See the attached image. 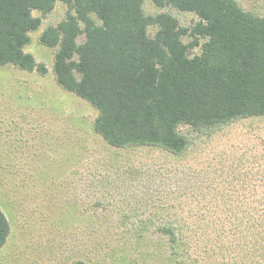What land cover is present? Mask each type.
I'll use <instances>...</instances> for the list:
<instances>
[{
  "label": "rangeland",
  "instance_id": "374dc122",
  "mask_svg": "<svg viewBox=\"0 0 264 264\" xmlns=\"http://www.w3.org/2000/svg\"><path fill=\"white\" fill-rule=\"evenodd\" d=\"M235 2L264 17V0ZM143 9L190 31L199 21L151 0ZM66 11H33L41 23L25 51L45 74L0 67V205L11 223L0 264H264V115L180 123V152L109 145L97 110L57 83L55 50L39 40Z\"/></svg>",
  "mask_w": 264,
  "mask_h": 264
},
{
  "label": "trees",
  "instance_id": "16d2710c",
  "mask_svg": "<svg viewBox=\"0 0 264 264\" xmlns=\"http://www.w3.org/2000/svg\"><path fill=\"white\" fill-rule=\"evenodd\" d=\"M143 2L0 0V67L46 73L25 45L41 23L33 11L46 14L62 3L65 17L39 40L55 50L57 83L97 110L94 129L109 145L180 152L187 145L180 123L202 127L264 115L263 16L235 0H151L194 12L199 21L190 31L169 13L145 14ZM149 26L157 28L153 37ZM188 33L194 39L186 44ZM200 39V53L188 56ZM9 229L0 208V248Z\"/></svg>",
  "mask_w": 264,
  "mask_h": 264
},
{
  "label": "crops",
  "instance_id": "0c3cea01",
  "mask_svg": "<svg viewBox=\"0 0 264 264\" xmlns=\"http://www.w3.org/2000/svg\"><path fill=\"white\" fill-rule=\"evenodd\" d=\"M0 208H1V210L4 212V214H5V216H6V218H7V220H8V223H9V233H8V236H7V238H6V241H5V243H4V245L0 248V254H1V252H2V250H3V248L6 246V244H7V242H8V240H9V238H10V235H11V223H10V221H9V218H8V216H7V214H6V212L4 211V209L1 207V205H0ZM10 260H12V258L10 257ZM69 264H71V263H69Z\"/></svg>",
  "mask_w": 264,
  "mask_h": 264
}]
</instances>
